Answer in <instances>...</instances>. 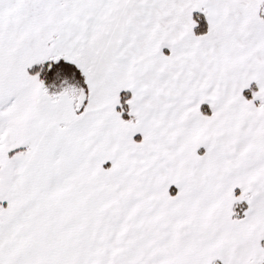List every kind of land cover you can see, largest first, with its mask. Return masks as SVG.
Wrapping results in <instances>:
<instances>
[{
	"label": "snow or ice",
	"instance_id": "6c2138e0",
	"mask_svg": "<svg viewBox=\"0 0 264 264\" xmlns=\"http://www.w3.org/2000/svg\"><path fill=\"white\" fill-rule=\"evenodd\" d=\"M0 264H264V0H0Z\"/></svg>",
	"mask_w": 264,
	"mask_h": 264
}]
</instances>
